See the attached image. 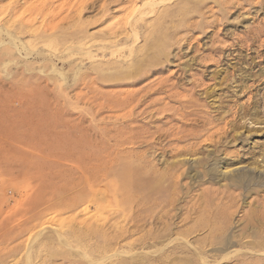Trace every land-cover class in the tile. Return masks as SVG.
Returning a JSON list of instances; mask_svg holds the SVG:
<instances>
[{
	"label": "rangeland",
	"instance_id": "1",
	"mask_svg": "<svg viewBox=\"0 0 264 264\" xmlns=\"http://www.w3.org/2000/svg\"><path fill=\"white\" fill-rule=\"evenodd\" d=\"M7 246L264 264V0H0Z\"/></svg>",
	"mask_w": 264,
	"mask_h": 264
},
{
	"label": "bare ground",
	"instance_id": "2",
	"mask_svg": "<svg viewBox=\"0 0 264 264\" xmlns=\"http://www.w3.org/2000/svg\"><path fill=\"white\" fill-rule=\"evenodd\" d=\"M209 137V136H208ZM178 138V137H177ZM179 139V138H178ZM33 155V154H32ZM13 246H10V248L7 246L6 248H8L7 250L5 249V247L0 248V261L3 260L2 258L5 257L4 255L7 256V254H13L12 252L14 251V249L12 248ZM12 248V249H11ZM15 248V247H14ZM16 249V248H15ZM16 251V250H15ZM16 253V252H15ZM6 259V258H5Z\"/></svg>",
	"mask_w": 264,
	"mask_h": 264
}]
</instances>
